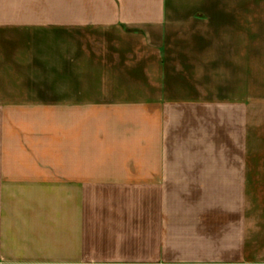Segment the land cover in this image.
<instances>
[{
    "label": "crops",
    "instance_id": "crops-1",
    "mask_svg": "<svg viewBox=\"0 0 264 264\" xmlns=\"http://www.w3.org/2000/svg\"><path fill=\"white\" fill-rule=\"evenodd\" d=\"M0 264H264V0H0Z\"/></svg>",
    "mask_w": 264,
    "mask_h": 264
}]
</instances>
